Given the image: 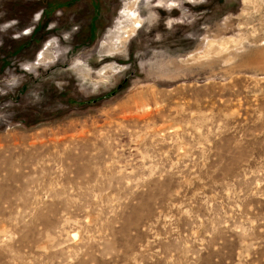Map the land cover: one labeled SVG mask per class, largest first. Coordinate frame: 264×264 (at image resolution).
Here are the masks:
<instances>
[{"label":"rangeland","instance_id":"rangeland-1","mask_svg":"<svg viewBox=\"0 0 264 264\" xmlns=\"http://www.w3.org/2000/svg\"><path fill=\"white\" fill-rule=\"evenodd\" d=\"M145 1L0 0V264H264V0Z\"/></svg>","mask_w":264,"mask_h":264},{"label":"crops","instance_id":"crops-1","mask_svg":"<svg viewBox=\"0 0 264 264\" xmlns=\"http://www.w3.org/2000/svg\"><path fill=\"white\" fill-rule=\"evenodd\" d=\"M176 1L178 0H169L167 3L163 2V0H147L145 1L146 4H149V6L152 7L153 13L152 16L145 17V21L150 22V27H151V32L153 31H160L163 29H166V34L164 33H157L159 34L160 37L164 36H170L173 37L175 34V29L179 25V22H175L174 19L177 17V14L181 16V8L183 7V1L182 3H177ZM38 18L36 17V23H37ZM36 25V24H35ZM34 25V26H35ZM33 26V27H34ZM13 27V28H12ZM11 28L13 30L17 29V26L15 23H13V26ZM32 27V28H33ZM10 28V29H11ZM20 36V35H18ZM10 38V37H9ZM17 39V37H12L10 39ZM67 39V38H66ZM54 41H57V43H61L62 37H59L55 39ZM67 53V51H66Z\"/></svg>","mask_w":264,"mask_h":264},{"label":"bare ground","instance_id":"bare-ground-1","mask_svg":"<svg viewBox=\"0 0 264 264\" xmlns=\"http://www.w3.org/2000/svg\"><path fill=\"white\" fill-rule=\"evenodd\" d=\"M53 47H54V44L51 41L50 42L48 41L45 44L44 48L41 50V52L38 54V57L39 56L45 57V56H48V55H52V53L54 54V52L52 51ZM42 64H46V63H42Z\"/></svg>","mask_w":264,"mask_h":264}]
</instances>
